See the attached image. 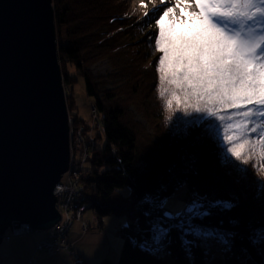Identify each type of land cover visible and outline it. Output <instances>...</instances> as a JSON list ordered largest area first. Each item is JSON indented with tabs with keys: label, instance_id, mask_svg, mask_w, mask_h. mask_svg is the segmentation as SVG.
Returning <instances> with one entry per match:
<instances>
[{
	"label": "trees",
	"instance_id": "obj_1",
	"mask_svg": "<svg viewBox=\"0 0 264 264\" xmlns=\"http://www.w3.org/2000/svg\"><path fill=\"white\" fill-rule=\"evenodd\" d=\"M52 6L68 112L74 123L87 126L74 111L72 85L80 77L101 119L94 133L105 139L81 170V193L97 219L126 216L117 227L122 244L116 261L103 256L91 263L74 255L75 264H264V102H257L264 85L255 55L248 57L250 82L244 70L232 73L231 65L222 74L193 73L186 62L168 63L167 28L148 32L129 15L125 0H52ZM101 59L112 70L94 76L90 65ZM249 91L252 103L233 100ZM236 116L248 117V128L231 137L222 133L223 123ZM214 161L240 181L235 185L241 192H226L209 176L205 163ZM182 185L196 211L170 214L162 200ZM157 226L165 228L158 245ZM196 228L218 232L226 246L209 251ZM26 235L31 233L20 236Z\"/></svg>",
	"mask_w": 264,
	"mask_h": 264
},
{
	"label": "water",
	"instance_id": "obj_2",
	"mask_svg": "<svg viewBox=\"0 0 264 264\" xmlns=\"http://www.w3.org/2000/svg\"><path fill=\"white\" fill-rule=\"evenodd\" d=\"M69 123L52 0H0V243L13 226L60 220Z\"/></svg>",
	"mask_w": 264,
	"mask_h": 264
},
{
	"label": "rangeland",
	"instance_id": "obj_3",
	"mask_svg": "<svg viewBox=\"0 0 264 264\" xmlns=\"http://www.w3.org/2000/svg\"><path fill=\"white\" fill-rule=\"evenodd\" d=\"M125 1L128 4L129 15L144 23V28H146L148 32L158 26L156 24V20L165 12V6H163L161 12H159L158 7H155V4H150V0ZM166 7L169 6L166 5ZM212 7L219 8L220 14L208 16V18H211L213 22L221 26L225 32L231 36V38L243 41L250 46L255 45L253 54L258 61L259 67L264 71V0H251L249 3L238 0V2L234 4L221 3L194 7L189 6L186 8L172 6L171 8L173 11L167 13L166 20L173 24L186 21L188 18L182 14L181 9L185 12L199 15L202 11L210 10ZM149 10H152L151 14L145 17V13ZM238 10L240 12H238ZM229 12L233 14L230 16L221 15ZM154 55L155 54H152V56ZM111 68V63L108 59H101L90 65V70L94 76L107 75L112 70ZM113 85L114 83L111 82L108 84V87L110 88ZM72 89L75 96L74 111L78 114V117L86 121L87 126L85 127V132H92L95 130V122L89 118V115L91 114L90 107L93 102V98L86 94L83 79L80 77H78L77 81L72 85ZM66 90L67 89L64 87L65 95ZM134 114H136L135 120L147 128L143 117L138 114L137 111H134ZM69 116L72 119L71 129L75 135L81 124L74 123L70 114ZM247 118L248 117L243 118L242 116L232 118L226 126H224L225 124L223 123L221 132L231 137L236 132L247 129ZM97 140L98 146L100 147L105 142V139L102 136L98 137ZM83 151V149H78L77 154L81 156ZM82 162H84V166H88L89 164V161L86 160ZM205 164L207 167L206 172L223 187V190L234 194L241 192L242 188L239 190V188H236L235 185V183L239 184L240 181L228 176L227 174L229 173L222 171L218 162L214 161L213 163ZM260 167V170L262 169L260 171V176H264V159L261 161ZM185 191L186 190L183 185L178 186L170 196H167L162 200V204L169 210L170 214L176 215L180 213L182 209L184 212H187L189 209L196 211V203L194 201L186 200L190 199L189 197L184 199L186 196ZM83 212V218L87 220L86 230L82 229L80 221L74 220L72 221V226L67 233V239L71 242V249L74 250V253L71 254L69 251L64 249L56 253H48L42 250L35 251V255L38 256V264H75L73 258L74 255H81L91 263L97 262L101 259L100 257L103 258V256H106L114 261L118 259L122 239L117 233V227L119 222L123 221L126 216L123 214L110 213L97 219L94 210L91 207L88 208V206H86V209ZM98 220L102 222V229L99 227L100 221ZM193 233L194 235L200 237L202 244L205 245L211 252L218 253L226 246L225 238L213 230L196 228ZM6 235L7 233L2 234L3 239L0 243V264H34L30 256L35 249L36 243L41 239L42 234L38 233L11 237H6ZM164 235L165 228L157 226L155 235L156 245L160 243Z\"/></svg>",
	"mask_w": 264,
	"mask_h": 264
},
{
	"label": "snow or ice",
	"instance_id": "obj_4",
	"mask_svg": "<svg viewBox=\"0 0 264 264\" xmlns=\"http://www.w3.org/2000/svg\"><path fill=\"white\" fill-rule=\"evenodd\" d=\"M178 3L194 2L197 6L221 4V3H237L238 0H177ZM241 2L249 3L251 0H241ZM161 5L165 6V12L156 20V24L161 30L167 28L165 35V43L163 51L171 65L174 61H180V67L185 66L190 72H203L206 75H214L215 73H223L225 67L231 65L229 69L234 74H239L244 70V74L248 81L252 80L251 61L248 59L252 55L255 45H248L243 41H239L226 36L221 32L209 19L208 16L220 14V9L212 7L210 10L202 11L199 15L190 12H181L188 19L179 23H170L166 20L167 13L172 12L171 7H166L165 0H161ZM159 7V6H155ZM152 10L145 13V17L151 14ZM229 12L223 15H232ZM156 47H160V37H156ZM230 57L231 59H225ZM164 57H161V61ZM260 83L264 85V71L260 73ZM254 92L247 94L237 93L233 95V100H244L252 103ZM257 102H264V88L260 89Z\"/></svg>",
	"mask_w": 264,
	"mask_h": 264
},
{
	"label": "built area",
	"instance_id": "obj_5",
	"mask_svg": "<svg viewBox=\"0 0 264 264\" xmlns=\"http://www.w3.org/2000/svg\"><path fill=\"white\" fill-rule=\"evenodd\" d=\"M90 111V118L95 122V130L92 132H85V126L81 124L74 135L71 129L72 119L70 118L69 149L71 148L73 150L72 153L70 152L72 161H69L68 169L62 174L60 181L55 186L61 187V190H56V192L54 190L57 198L56 206L58 210L66 213L68 217L62 218L60 215V220L58 222H56L52 227L44 230L31 229L27 224H21L19 226L11 227L12 229L8 228L4 232V234L7 233L6 237L20 236L29 233H42L39 243L35 246V249L30 256L34 264H37L38 262V256L35 255V251L42 250L48 253H56L64 249L70 253L73 252L70 249L71 244H69L66 240L68 229L72 226L73 216L76 220L81 222L82 229L86 230L87 220L83 218V211L86 209L87 204L86 201L82 200V193L78 191L80 187V171L78 170V166L80 163H77V160H81L78 158L81 157L83 161H87L91 150L94 148V132L96 130H101L102 128L101 119L94 104H91ZM71 140L72 143L70 146ZM78 149L84 150L81 156L77 154ZM68 209L70 212H67ZM60 223H62V227H60ZM53 227L54 229H52Z\"/></svg>",
	"mask_w": 264,
	"mask_h": 264
},
{
	"label": "bare ground",
	"instance_id": "obj_6",
	"mask_svg": "<svg viewBox=\"0 0 264 264\" xmlns=\"http://www.w3.org/2000/svg\"><path fill=\"white\" fill-rule=\"evenodd\" d=\"M151 2H150V4L152 5H156V6H159L158 7V11L159 12H161V10H162V8H163V6L161 5V0H150ZM165 5H168L169 7H172V6H178L179 8H186V7H189V6H192V7H194V6H197L194 2H190V3H178L177 2V0L176 1H173V0H165ZM147 6H150V5H147ZM91 115V114H90ZM89 115V116H90ZM99 130H96L95 132H98ZM97 138L98 137H96V134H95V139H94V147H96V146H98V140H97ZM71 143H72V140L70 141V146H71ZM70 150V152L72 153L73 152V150L70 148L69 149ZM70 152H69V161H72V159H71V157H70ZM78 158H80L81 160H82V158L81 157H78ZM75 160V159H74ZM81 160H77V163H80V165L78 166V170L80 171V173H81V170L83 169V167H84V162H82ZM68 165H69V163H68ZM54 190H55V192H56V190H61V187H54ZM79 192H81L82 191V187L80 186L79 187V190H78ZM82 200L83 201H87V200H85L84 198H82ZM67 212H70L69 211V209L67 210ZM60 215H61V217L62 218H64V217H68V215L66 214V213H64V212H61L60 211ZM73 221L74 220H76V218L73 216V219H72ZM64 222V221H63ZM62 222V223H63ZM62 223H60V227H62ZM53 226V225H52ZM52 226H50V227H52ZM50 227H48V228H50ZM47 228V229H48ZM52 229H54V227L52 228ZM69 230H70V228L68 229V232H69ZM42 234V233H41ZM40 241V240H39ZM39 241L36 243V245L39 243ZM67 242L69 243V244H71V242L69 241V240H67Z\"/></svg>",
	"mask_w": 264,
	"mask_h": 264
}]
</instances>
